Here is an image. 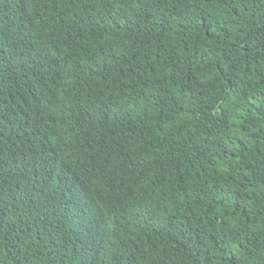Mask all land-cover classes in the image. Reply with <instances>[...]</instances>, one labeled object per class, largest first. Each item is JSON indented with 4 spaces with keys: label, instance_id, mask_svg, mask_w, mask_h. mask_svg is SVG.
Wrapping results in <instances>:
<instances>
[{
    "label": "trees",
    "instance_id": "16d2710c",
    "mask_svg": "<svg viewBox=\"0 0 264 264\" xmlns=\"http://www.w3.org/2000/svg\"><path fill=\"white\" fill-rule=\"evenodd\" d=\"M0 264H264V0H0Z\"/></svg>",
    "mask_w": 264,
    "mask_h": 264
}]
</instances>
